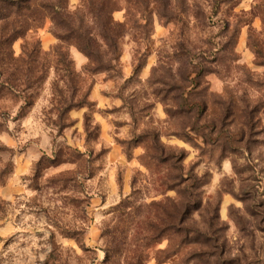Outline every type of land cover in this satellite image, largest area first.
I'll list each match as a JSON object with an SVG mask.
<instances>
[{"label": "clouds", "instance_id": "clouds-1", "mask_svg": "<svg viewBox=\"0 0 264 264\" xmlns=\"http://www.w3.org/2000/svg\"><path fill=\"white\" fill-rule=\"evenodd\" d=\"M0 264H264V0H0Z\"/></svg>", "mask_w": 264, "mask_h": 264}]
</instances>
